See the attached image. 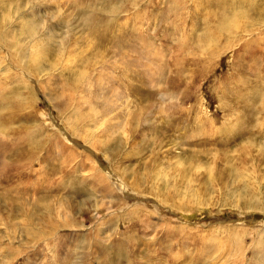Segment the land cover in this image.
Returning a JSON list of instances; mask_svg holds the SVG:
<instances>
[{"label":"rangeland","instance_id":"1","mask_svg":"<svg viewBox=\"0 0 264 264\" xmlns=\"http://www.w3.org/2000/svg\"><path fill=\"white\" fill-rule=\"evenodd\" d=\"M0 264H264V0H0Z\"/></svg>","mask_w":264,"mask_h":264},{"label":"bare ground","instance_id":"2","mask_svg":"<svg viewBox=\"0 0 264 264\" xmlns=\"http://www.w3.org/2000/svg\"><path fill=\"white\" fill-rule=\"evenodd\" d=\"M20 55V54H19ZM17 68V70H19V68L18 67H16ZM24 74H26L27 75V77H29V78H31V80H33L34 78L33 77H31V76H29L25 71H24ZM92 83H94L93 81H89V83L87 84L89 87H91L92 86ZM84 100H85V98H84ZM88 101V100H87ZM89 103H90V101H89ZM111 107V106H110ZM112 108V107H111ZM110 108L108 107V108H105L104 110H96V111H94L93 110V113L95 114V116L97 117V118H99V116L101 117H103V116H106V115H108L109 113H110ZM119 116V115H118ZM112 117V116H111ZM113 118H115V117H113ZM110 119V118H109ZM119 120V119H118ZM111 122V121H110ZM50 125V124H49ZM112 128V127H111ZM118 128V127H117ZM52 130V129H51ZM125 130V129H124ZM55 132H57V131H55ZM68 132H70V129H69V131ZM58 133V132H57ZM71 133V132H70ZM73 133V132H72ZM71 133V134H72ZM72 135H76V134H72ZM77 136V135H76ZM60 137V136H59ZM77 137H79V136H77ZM81 139H83V138H81ZM125 139V138H124ZM84 141H87L86 139H83ZM63 142V141H62ZM59 144V143H58ZM63 144V143H62ZM92 145V144H91ZM69 146V145H68ZM93 147H95V148H97L96 146H94V145H92ZM63 147H64V145H63ZM65 147H66V149H68L69 150V147H67L66 146V144H65ZM64 147V148H65ZM70 155H69V157L68 158H75V157H82V158H84V160H82V162L83 163H85V164H88L89 166H90V168H91V170L93 171V174H95V175H97V178L99 179V181H101V182H105V184H107L108 186H109V188L112 190V192L111 193H113V188H112V186H111V184L110 183H108V180L106 179V177L101 173V171L100 170H98L97 169V165H96V163H95V161L91 158V157H89V156H87V155H85V154H82V153H79L77 150L76 151H70V153H69ZM109 157V156H108ZM77 159V158H76ZM110 160H111V158H110ZM86 167V166H85ZM103 182V183H104ZM109 190V189H108ZM139 192V191H138ZM109 193V192H108ZM116 202V201H115ZM118 202V204H119V206L120 207H122L123 206V203L122 202H120V201H117ZM136 207V206H135ZM137 208V207H136ZM138 209V208H137ZM147 211V210H146ZM130 213V215H132V216H135V214H136V211L135 210H133V211H130L129 212Z\"/></svg>","mask_w":264,"mask_h":264}]
</instances>
